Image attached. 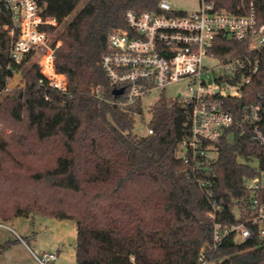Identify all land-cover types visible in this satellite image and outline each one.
<instances>
[{"label":"trees","instance_id":"trees-1","mask_svg":"<svg viewBox=\"0 0 264 264\" xmlns=\"http://www.w3.org/2000/svg\"><path fill=\"white\" fill-rule=\"evenodd\" d=\"M81 1L38 0L45 15L63 23L55 64L67 76L65 93L41 83L40 67L26 65L28 57L22 64L12 60L15 36L5 28L11 14L0 13V93L25 69L23 86L0 101V218L74 219L76 264H198L201 252L205 264H264L258 239L228 235L214 248L208 215L220 205L216 220L222 224L244 219L250 197L245 183L256 174L249 156L262 149L234 134L221 140L209 163L196 165L190 154L184 159L186 110L162 95L150 109L152 133L136 132L141 101L117 104L121 96L101 65L109 34L127 28L126 12L158 10L161 0H87L66 22ZM205 1L235 14H246L253 2L264 22V0ZM247 52V41L224 35L210 51L222 59ZM250 55L259 70L235 98L236 113L264 94V47ZM12 241L0 242V253Z\"/></svg>","mask_w":264,"mask_h":264},{"label":"built area","instance_id":"built-area-1","mask_svg":"<svg viewBox=\"0 0 264 264\" xmlns=\"http://www.w3.org/2000/svg\"><path fill=\"white\" fill-rule=\"evenodd\" d=\"M200 3L189 11L173 7L170 0H161L158 10L127 11V28L109 34V50L103 53L101 65L113 88H123L116 101L123 107L141 101L154 89L164 91L175 83L186 84L176 100L186 110L189 129L188 138L182 141L184 159L188 160L190 154L196 165L199 161L209 163L217 157L221 140L234 134L262 149L260 155L249 156L256 174L245 183L250 197L244 219L222 224L216 220L220 205L208 215L214 219V248L228 235L236 241L258 239L264 243V94L258 93L255 102L244 103L237 113L234 111L235 98L259 70L258 59L250 54L264 47V22H258L253 2L246 14L218 10L215 3L205 0ZM3 11L11 14V23L5 28L15 36L12 60L22 64L28 57L26 65L36 63L40 67L41 83L67 92V76L55 64L56 52L63 48L58 37L63 23L45 15L38 0H0V13ZM219 35L247 41L248 52L226 59L212 55ZM217 65L223 70L218 72ZM99 88L93 92L98 93ZM192 169L195 171V166ZM205 185L202 181L201 186ZM237 211L240 217L242 211ZM203 256L201 252L198 264H205ZM36 258L40 264H51L57 254L45 252Z\"/></svg>","mask_w":264,"mask_h":264},{"label":"rangeland","instance_id":"rangeland-1","mask_svg":"<svg viewBox=\"0 0 264 264\" xmlns=\"http://www.w3.org/2000/svg\"><path fill=\"white\" fill-rule=\"evenodd\" d=\"M87 0H82L74 11L65 19L70 21L72 17L84 6ZM173 7L184 10H195L199 7L200 0H170ZM218 64V62H216ZM23 69L14 73L8 79V90L0 93L2 98L23 86ZM218 72L223 70L222 65H217ZM186 90V84L179 82L168 86L164 91L154 89L145 94L141 99L144 110L143 116H136L135 131L146 133L151 120L150 109L165 95L170 102L178 99L179 91ZM4 125L0 122V128ZM8 132L10 130H7ZM0 242L13 240L10 246L1 251L0 264H40L36 258L45 252L57 254L56 260L51 264H76V240L77 223L74 219H58L41 214L30 215L29 217H16L12 220H2L0 218ZM18 239V241H14ZM240 241V238H237Z\"/></svg>","mask_w":264,"mask_h":264},{"label":"water","instance_id":"water-1","mask_svg":"<svg viewBox=\"0 0 264 264\" xmlns=\"http://www.w3.org/2000/svg\"><path fill=\"white\" fill-rule=\"evenodd\" d=\"M113 91H114V94H115V95H120V94L123 93V88L113 89Z\"/></svg>","mask_w":264,"mask_h":264}]
</instances>
